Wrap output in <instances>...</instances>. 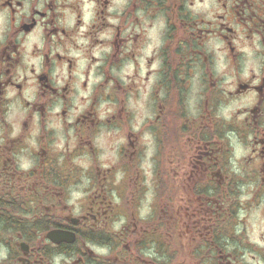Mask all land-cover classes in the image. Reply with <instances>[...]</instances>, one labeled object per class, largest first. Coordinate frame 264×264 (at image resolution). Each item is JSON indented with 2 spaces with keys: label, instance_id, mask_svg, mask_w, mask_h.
<instances>
[{
  "label": "flooded vegetation",
  "instance_id": "af4514ba",
  "mask_svg": "<svg viewBox=\"0 0 264 264\" xmlns=\"http://www.w3.org/2000/svg\"><path fill=\"white\" fill-rule=\"evenodd\" d=\"M40 2L0 0V12L8 9L0 40V264H264V0H94L80 87L88 88L98 60L104 79L71 122L76 61L66 53L80 47L73 37L84 24L83 4L93 0H44L43 9ZM159 20L165 26L149 70L124 85L112 70L129 59L138 68L147 29ZM129 28L141 31L126 35ZM33 34L44 45L33 43L28 54L42 57L40 72L25 63L23 45ZM216 39L229 62L219 75ZM257 44L259 75L245 79L241 49ZM105 47L111 51L92 55ZM57 69L68 72L60 87ZM142 91L148 116L133 132L141 113L129 100ZM104 101L116 107L101 120ZM234 104L225 121L221 105ZM228 133L245 153L239 172ZM22 159L33 167L22 169Z\"/></svg>",
  "mask_w": 264,
  "mask_h": 264
},
{
  "label": "clouds",
  "instance_id": "9594fccd",
  "mask_svg": "<svg viewBox=\"0 0 264 264\" xmlns=\"http://www.w3.org/2000/svg\"><path fill=\"white\" fill-rule=\"evenodd\" d=\"M35 6L43 9L44 0H41V2L37 3ZM28 7H29V5L26 3L24 5V9H23V12L25 14H27V12H28ZM196 7H197V10L208 9L210 7V5L206 2L202 5L197 4ZM83 9H84V15H83L84 24L82 27L79 28L78 35L76 37H73V39L75 40V43L77 45H79L80 47L77 49V48H73L71 45H69V51L66 53V55L74 58L76 61V67L72 72V75L76 78V82L73 84V88L76 90V94L72 97V103L75 107L69 116V122H71V120L73 119V117L76 114L83 111V109L85 107H87V104L89 102L87 98L91 96L93 86L99 84L104 79L103 75L97 72V65L100 64V60H98L97 64L91 65V71L89 72V74L87 76L88 88L85 90V89H81V87H80V82L84 81L86 79L85 69H86V67L89 66V59L85 55V50H84V46H86L88 44V40L83 39L82 36H83V33H85L87 31L88 26L91 23H93L95 20L96 4H95L94 0H93V2L84 3ZM108 11L111 13L114 11V8L110 7L108 9ZM137 15H140V13H137ZM7 17H8V9L5 8V9H3L2 12H0V22H4V25H5V26H0V40H3V33L7 31V28H6ZM208 18L209 19L212 18V15L210 12L208 14ZM74 22H75V14L72 13L69 15V18H68L65 26L68 27L69 29H71L74 25ZM17 23H18V21H17ZM111 23L115 25V24L119 23V20L118 19H112ZM164 26L165 25H164L163 20H159L156 22V24H154L152 26L151 29H147V36H148L150 42L147 43L146 46L142 49V55L139 57L138 68H137V65L133 62V60L129 59L124 63L123 67L119 71H117L116 69L112 70L113 75L116 76L124 85H129L133 81L137 80L138 78L144 77L145 72L149 70V68L146 66V59L150 56H153L154 55L153 50L155 48L159 47V45L161 44V41L157 38V33H158V31L162 30L164 28ZM40 31L41 30L38 27L36 30V33H40ZM132 31L140 32L141 29L140 28H129L128 32H126L125 34L130 35L132 33ZM241 39H243V37H241ZM33 43H35L37 45V47H39L41 49L44 47L43 41L37 40L36 34L30 35L27 39V42L23 45L24 48L26 49L25 63L27 65H30V66L34 65L36 67V71L40 72L41 71L40 65H41L42 57L36 56L35 58H32L28 55L32 51ZM253 44H255V41H253ZM129 48H131V44L129 45ZM213 49L218 50V51H216L217 60H216L215 71H216L217 75H219L223 72V70L225 68L228 67V64H229V62L226 60L227 51L225 49L224 41L216 39L213 42ZM221 49H223V51H219ZM241 50L245 54V59L242 61V65H241L243 77L245 79L248 78L249 75L251 74V72H256L259 75V70H260L261 66L258 63V59L256 58V55H255L256 51L259 50V45L258 44L255 45V49L253 47L245 46ZM55 51H61V49L57 48V49H55ZM110 51H111L110 48L105 47L103 49L95 50L94 52H92V55L100 57L101 52L109 53ZM157 66H158V62L153 63V64H151V69H156ZM53 77L55 79L56 86L60 87L67 80L68 72L62 71L61 69H57L53 73ZM152 79L154 80L155 77H153ZM229 79H231V77H229ZM255 82H259V81L257 80ZM151 83H152V81L150 80L149 85ZM226 83H227V81H226ZM9 95L10 96L14 95V92H10ZM25 96L29 100L33 99V97L31 95H28L27 92L25 93ZM81 97L85 98L84 103H81V101H80ZM147 99H148V91H142L140 94V99L138 101H133L131 99L129 100V107L130 108L137 107L140 109V113H141L135 117V122L131 126V130L133 132H139L141 130V127L145 121V117L148 116L147 111L144 110V101H146ZM109 104H111V101H104L100 105L101 109H106V110H103L100 112V119L101 120H103L107 115H109L110 113L115 111L116 106L113 104L111 107H107ZM236 107H239V105L234 104V105H229L228 107L221 105V107L219 109V115L225 121H230L232 119L231 114L234 112ZM12 108H13V112L9 116V120H11L13 118V116L15 115L16 105H13ZM60 108H61V104L57 103L54 111L59 112ZM18 131H19V128L17 126L16 131H14L12 133V135H16V132H18ZM33 135H35V132L33 133ZM228 136H229V139L231 140L233 146L236 148L235 159L232 160V170L234 172H239V168L236 166V161L241 156H243L245 153L239 146V142H238L236 134L235 133H228ZM144 138L146 140L149 139L147 134H145ZM62 146H63L62 142H61V144L57 145V147H62ZM148 155H152V152L149 151ZM33 165H34V162L30 159H22V161L20 163V167L24 170H27V169L33 167ZM75 195L79 196L80 193H76ZM240 216L243 217L244 213L241 212ZM118 227H119V225H117V228ZM239 231H240V229L237 228V233H239ZM259 231H264V226H261L259 228ZM252 239L255 243L261 244V241L259 239H257L256 233L252 234ZM261 246H264V244H262ZM4 255H5V252L0 251V258H2ZM245 258H247V257H245Z\"/></svg>",
  "mask_w": 264,
  "mask_h": 264
},
{
  "label": "bare ground",
  "instance_id": "6f19581e",
  "mask_svg": "<svg viewBox=\"0 0 264 264\" xmlns=\"http://www.w3.org/2000/svg\"><path fill=\"white\" fill-rule=\"evenodd\" d=\"M72 247V246H71Z\"/></svg>",
  "mask_w": 264,
  "mask_h": 264
}]
</instances>
